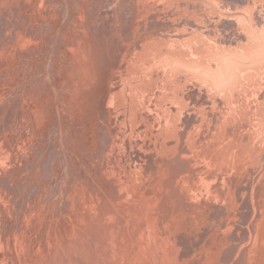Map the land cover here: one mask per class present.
<instances>
[{
    "label": "rangeland",
    "instance_id": "obj_1",
    "mask_svg": "<svg viewBox=\"0 0 264 264\" xmlns=\"http://www.w3.org/2000/svg\"><path fill=\"white\" fill-rule=\"evenodd\" d=\"M86 1L0 0V130L3 129L0 156L4 158L0 159V264H223V252L228 249L230 255L224 264H239V257L249 264L248 253H244L255 242L248 235L251 226L261 233L256 247L260 246L263 253L252 249L255 256L251 255L254 264H259L264 259V216H261L264 205L260 207L263 200L259 199L255 213L258 217L260 214L258 225L255 221L250 226L249 221L255 216L252 188L264 190V121L261 128H256L254 122L258 121L253 112L259 103L264 108V84L251 91L257 96V104L252 93L250 96L246 91L249 93L246 99L251 97L254 102L238 99L239 106L234 104L238 108L236 114L232 112L234 117L225 114L226 120L222 118L226 104L211 109L212 103L198 106L193 105L194 99H186L193 93L197 98L198 91L204 93L200 84L180 87L178 91L183 94L176 95L178 99L168 90L163 104L153 99L163 91L164 81L154 74L159 68L148 70L145 80H139L133 100L108 102L110 71L116 70L114 77L119 78L120 74L124 76L125 68L136 63H130L132 54H119L117 44H124L122 49L126 51L132 40L122 36L128 30L124 29L122 18L112 15L120 0ZM24 15L28 19L21 17ZM125 15L130 17L129 12ZM103 16L110 21L107 29L100 23ZM134 18L129 27L131 33H135ZM109 28L110 32L106 33ZM112 32L116 50L110 49L108 60L107 56L103 61L102 45H110L107 34ZM138 32L136 39L143 34ZM109 59L111 66L103 70ZM255 67L246 59L241 69ZM49 82L53 86L50 90ZM145 99L151 101H147L150 106L145 104ZM141 101L144 102L139 104ZM130 103L137 105L133 107ZM113 104L115 108L109 110ZM160 107L165 111L164 116ZM145 111L153 114L147 115ZM18 112L24 115L20 122L16 118ZM159 113L169 118L172 125L163 123L165 119ZM10 126L17 134L13 131L15 140L7 141L6 130ZM165 126L170 127V132ZM238 140L239 144H235ZM205 165L208 170L203 171ZM199 172L207 175V182L211 180V189L215 186L210 189L212 195L220 188L218 192H228L225 194L228 197L214 194L211 198L208 193L207 198L205 190L200 198L199 193L191 192V188L198 186L195 174ZM216 174H220L219 178ZM231 177L236 179L233 181ZM229 178L242 189L249 184L248 193L232 192V186L227 184V180L231 182ZM217 239L225 243L219 245L221 241ZM213 251L221 253L220 256Z\"/></svg>",
    "mask_w": 264,
    "mask_h": 264
},
{
    "label": "bare ground",
    "instance_id": "obj_2",
    "mask_svg": "<svg viewBox=\"0 0 264 264\" xmlns=\"http://www.w3.org/2000/svg\"><path fill=\"white\" fill-rule=\"evenodd\" d=\"M88 1V0H87ZM86 1V2H87ZM16 3V2H15ZM13 3V4H15ZM122 3V4H121ZM12 4V3H11ZM124 4V6H122ZM16 5V4H15ZM88 5V4H86ZM90 6V5H88ZM86 6V7H88ZM114 6V5H113ZM1 7V6H0ZM13 7V6H12ZM84 7V6H83ZM85 7V8H86ZM115 7V8H114ZM113 11H112V15L114 16L113 18H115L116 16H118L119 18H122V24L124 25V29H128L125 30L122 33L123 38L128 39L130 38V41L132 40V42L129 44L128 48L126 49V51H124V49H122L123 45L120 44L118 42V53L119 54H124V55H128V54H132L133 58H129L130 59V63H132V61H135L137 63V65L135 66V68L133 67V65H135L136 63H133V65H130L127 69L125 68V72H124V76H120L122 74H118L119 78H115L114 77V72L110 71L109 77H108V83L110 86H108V96L106 93H104L107 96V101H117L118 99L123 100V102L127 103L129 102L128 100H133L132 98L135 91H137L139 89L138 87V83L139 80L143 81L144 76L146 77V72L148 73L151 69L154 68H159L158 72L156 71L155 76H159L160 75V79L162 82V93L160 92L158 98H153V99H157L159 101L160 104H163V99L167 94L168 90H172L173 95L175 97H177L176 95L181 96L183 93L179 92L178 90L181 88L180 87H186L187 85L192 86V84H200V87L202 88L201 90H203L202 92H204L203 94L201 92L198 91V96L197 98L194 96H188L186 97L187 100H192L194 99V103L193 105H198L201 103L203 105V103H212L213 106L211 109L213 108H218L221 107L223 104L227 105V110L224 114H228L232 115L237 107H234V104L237 103L236 106L238 105V99L241 100V98L244 100L246 99L247 96L245 97L246 94L251 93L253 91H255V89H257L260 87V84H264V82H261L262 80H264V0H120L118 1L117 6H114ZM123 7V8H120ZM3 8V7H2ZM11 8V6H10ZM19 8V7H18ZM119 8V9H118ZM79 9V7H78ZM82 9V8H81ZM3 10V9H2ZM20 10V8H19ZM83 10V9H82ZM119 10V11H118ZM7 11V10H6ZM17 11V10H16ZM15 11V12H16ZM118 11V12H117ZM116 12V13H115ZM130 13V17L129 16H124V13ZM20 14V13H19ZM21 15V14H20ZM19 15V16H20ZM121 16V17H120ZM24 20L28 19L27 15L21 16ZM135 17V18H134ZM36 18V17H35ZM133 18L135 19V29L133 27L132 30H135V33L137 31L141 32L143 31V34H141V36H138L136 39V34L129 29L130 25H131V21L133 20ZM22 19V20H23ZM28 22V21H27ZM134 22V21H133ZM100 23H102V26L105 27L107 29V25L110 23V21L103 16V19L100 20ZM57 24V23H56ZM121 24V22H120ZM133 24V23H132ZM25 25V24H24ZM61 27V26H60ZM132 27V26H131ZM7 29V28H6ZM48 29V28H47ZM140 29H142L140 31ZM3 30V29H2ZM5 30V29H4ZM137 30V31H136ZM7 31V30H5ZM38 31V30H36ZM121 31V30H119ZM118 31V33H119ZM110 32V28L106 31V33ZM138 32V33H139ZM39 33V32H38ZM117 33V32H116ZM131 33V36H130ZM134 33V34H133ZM7 34V33H6ZM36 34V33H35ZM46 34V33H45ZM121 34V33H120ZM133 34V35H132ZM138 34V35H140ZM110 35V39L107 37L108 41L110 42V45H102V56L103 58H101V60H105L107 57V60L109 58V53H110V49L115 51L116 49L113 47V43H115L116 38L115 33L112 32V34H107ZM6 36V35H5ZM39 36L40 35L39 33ZM46 36V35H44ZM3 37V36H2ZM9 37V36H8ZM38 37V35L36 36ZM61 37V36H60ZM7 38V37H6ZM133 38V39H132ZM11 39V38H10ZM62 39V38H61ZM38 40V38H37ZM120 40V38H119ZM33 41H35V39H33ZM32 42V41H30ZM46 42V40H45ZM64 42V41H63ZM2 43V42H1ZM0 43V45H2ZM13 43V42H12ZM37 43V42H36ZM32 44V43H30ZM34 44V43H33ZM116 44V43H115ZM36 46V45H35ZM1 47V46H0ZM34 47V45H33ZM3 49V48H2ZM33 49V48H32ZM31 49V50H32ZM70 48L68 47V50ZM4 50V49H3ZM35 50V49H34ZM65 50V49H64ZM71 50V49H70ZM33 51V50H32ZM72 51V50H71ZM90 51L87 50V52ZM112 51V52H113ZM63 52V51H62ZM116 52V53H117ZM38 53V52H37ZM68 53V52H67ZM3 54V53H2ZM5 54V53H4ZM65 54V52H64ZM88 54L90 55V53L88 52ZM36 55V54H35ZM38 55V54H37ZM60 55V54H59ZM66 55V54H65ZM111 58L114 57L112 54L110 55ZM30 58V54L29 56H27ZM37 57V56H36ZM249 57V58H248ZM3 58V57H2ZM61 58V57H60ZM71 58V57H70ZM35 59V58H34ZM63 59V58H62ZM115 59V58H114ZM133 59V60H131ZM246 59L248 61V63L252 66H257L255 67L253 70L249 69V70H243L241 69L242 66L246 65ZM72 60V59H71ZM92 60V59H91ZM33 61V60H32ZM119 61V60H118ZM125 61V59H124ZM28 62V61H26ZM78 62H76L77 64ZM111 59H109V61L107 62V64H105V68L103 67V70L107 69L108 67L111 66ZM116 63H118L116 61ZM124 63V62H123ZM129 63V62H128ZM31 64V63H29ZM82 64V63H81ZM129 65V64H128ZM126 65V67L128 66ZM54 66V65H53ZM118 66V64H117ZM116 66V67H117ZM51 67V66H49ZM80 67V66H79ZM96 67V66H95ZM115 67V68H116ZM48 68V66L46 67ZM75 68V67H74ZM122 68V66H121ZM120 68V69H121ZM33 69V68H32ZM117 69V68H116ZM53 70V69H52ZM80 71V69H78ZM149 70V71H148ZM156 70V69H155ZM19 71V70H18ZM76 71V70H75ZM119 71H122L119 70ZM161 71V74H159ZM23 72V71H22ZM47 72V69H46ZM49 72V71H48ZM118 72V70H117ZM116 72V74H117ZM154 72V71H153ZM152 72V73H153ZM44 73V72H43ZM150 74V73H149ZM116 75V76H118ZM152 76H154L153 74H151ZM5 76V75H4ZM47 76V75H46ZM157 76V77H158ZM156 77V78H157ZM20 78V77H19ZM44 78V77H43ZM196 78H201L203 81L197 80ZM147 79V78H146ZM152 79V78H151ZM159 79V78H158ZM158 79H154V80H158ZM159 79V80H160ZM17 80V79H16ZM19 80V79H18ZM117 80V81H116ZM149 80V79H148ZM146 80V84L150 85V81ZM158 80V81H159ZM110 81V82H109ZM114 81H116L114 83ZM20 82V81H19ZM18 82V83H19ZM27 82V81H26ZM31 82V81H30ZM48 82V81H47ZM152 82V81H151ZM2 83V81H1ZM33 83V82H32ZM74 83V82H73ZM76 83V82H75ZM159 85V84H158ZM161 85V84H160ZM50 87L52 86V83L49 82L48 83V88L50 90ZM263 87V86H262ZM155 88V87H154ZM157 88V86H156ZM46 90V89H45ZM134 90V91H133ZM263 90V88H262ZM186 91V90H185ZM217 91V92H215ZM246 92L245 94L243 92ZM252 91V92H251ZM257 91V90H256ZM261 91V90H259ZM46 92V91H45ZM179 92V93H178ZM184 92V91H183ZM39 93V92H38ZM241 93H243V96L241 95ZM264 93V92H262ZM36 94V93H35ZM49 94V93H48ZM185 94V92H184ZM255 92L252 93V96L255 101H257V96ZM259 94V93H258ZM14 95V94H13ZM38 95V94H37ZM103 95V94H102ZM104 95V96H105ZM262 95V94H261ZM260 95V97L262 98V96ZM138 96V95H137ZM249 96V95H248ZM256 98H255V97ZM45 97V96H44ZM101 97V96H100ZM250 97V101L254 102V100L252 101V98ZM148 98V97H147ZM260 98V99H261ZM19 99V98H18ZM144 99V98H143ZM178 99V97H177ZM204 99V101H203ZM100 100V98H99ZM102 100V99H101ZM100 100V101H101ZM135 100V99H134ZM248 100V102H249ZM106 101V100H105ZM106 101V102H107ZM136 101V100H135ZM145 104H147L148 106L151 105V101L150 100H146L145 99ZM150 101V102H147ZM153 101V100H152ZM156 101V100H155ZM102 102V101H101ZM137 102V101H136ZM144 102V101H143ZM142 101L139 102V104L143 103ZM180 104L183 105V102L181 99H179ZM240 102V101H239ZM105 103V102H104ZM133 103V102H132ZM130 103V104H132ZM150 103V104H148ZM158 103V105H159ZM258 103V101L256 102V104ZM262 103H264V97L262 100ZM126 104V103H125ZM157 103L153 104L156 105ZM241 104V103H240ZM255 104V103H254ZM252 104V105H254ZM99 105V102H98ZM101 105V104H100ZM99 105V106H100ZM135 105H137V103H135L134 105L132 104L133 107H136ZM146 105V106H147ZM221 105V106H220ZM247 105V104H246ZM106 105H104L103 107L105 108ZM113 107H111L109 110H111L114 107V104L112 105ZM116 106V104H115ZM124 106V105H123ZM131 106V105H130ZM140 107L142 105H139ZM248 106V105H247ZM255 106V105H254ZM257 106V105H256ZM255 106V107H256ZM260 103L259 106H257L256 110L253 112H256V118L255 120L258 121V123L256 124L254 121V125H258L256 126V128L260 127L263 125V121H264V108L261 107L260 108ZM101 107V106H100ZM107 107L109 108V106L107 105ZM117 107V106H116ZM125 107V106H124ZM132 108V111L133 110ZM144 107V106H143ZM152 107V106H151ZM150 107V108H151ZM159 107V106H158ZM250 107V106H248ZM98 108V107H97ZM101 108V109H104ZM127 108V107H126ZM129 108V107H128ZM129 108V109H131ZM142 108V107H141ZM150 108L147 107V110H151ZM155 109L157 108L154 107ZM153 108V110L155 111V109ZM222 108V107H221ZM241 108V107H240ZM239 108V109H240ZM244 108V107H243ZM20 109V108H19ZM118 109V107H117ZM116 109V110H117ZM135 109V108H134ZM161 111L162 108L160 107ZM253 109V108H252ZM116 110H113L114 112ZM144 110V108L142 109V111ZM146 110V108H145ZM148 110V111H149ZM164 110H167V108H165ZM190 110V109H189ZM188 110V112H189ZM221 113H222V109ZM238 110V108H237ZM242 110V109H241ZM21 110H19L20 112ZM101 111V110H100ZM108 111V109H107ZM112 111V112H113ZM125 111V108H124ZM127 111V109H126ZM130 111V110H129ZM141 111V112H142ZM191 111V110H190ZM198 112V110H196ZM202 111V110H201ZM244 111V110H242ZM241 111V112H242ZM18 112V113H19ZM131 112V111H130ZM147 112V111H145ZM164 112L162 111L160 112L161 114L163 113L164 116ZM210 112V111H209ZM7 113V112H6ZM17 113V122H20L21 120H24L23 116H20L21 112L19 113L18 116ZM104 113V112H103ZM128 113V112H127ZM140 113V112H139ZM143 113V112H142ZM150 114H153L151 112H149ZM148 112L145 114H149ZM159 113V114H160ZM221 113H216L214 112L215 115L218 116H222ZM235 113V112H234ZM249 113V112H248ZM124 114V113H123ZM149 114V115H150ZM160 114V117H162ZM192 114V113H190ZM188 113V115H190ZM199 114V112H198ZM213 114V113H212ZM236 114V113H235ZM5 115V114H4ZM107 115H109L107 113ZM112 115V113H111ZM125 115V114H124ZM211 115V114H210ZM240 115V114H239ZM254 115V116H255ZM191 116V115H190ZM207 116V115H206ZM225 118L226 120V117ZM238 116V115H236ZM244 116V115H242ZM26 117V115H25ZM103 117V116H102ZM111 117V116H110ZM147 117V116H146ZM154 117H158L155 116ZM209 118V115L207 116ZM234 117V114H233ZM251 117V116H250ZM152 118V117H151ZM159 118V117H158ZM163 118V117H162ZM212 118V117H211ZM221 118V117H220ZM232 118V116H231ZM247 118V117H246ZM4 119V118H3ZM148 119V118H147ZM165 118H163L164 120ZM210 119V118H209ZM213 119V118H212ZM218 119V118H217ZM230 119V118H229ZM248 121L250 120L249 118H247ZM121 120V119H120ZM194 120V119H193ZM211 120V119H210ZM220 120V119H219ZM224 120V121H225ZM233 120V119H232ZM237 120V119H236ZM117 121V120H116ZM162 121V120H161ZM160 121V122H161ZM190 121V120H189ZM188 121V123H189ZM222 121V120H220ZM222 121V122H224ZM242 121V120H241ZM3 122V121H2ZM119 124H122V122L120 123V121H118ZM163 122V121H162ZM175 122V121H173ZM193 122V121H192ZM221 122V123H222ZM244 122V121H243ZM251 122V121H250ZM98 125L99 123L96 122ZM159 123V122H158ZM167 126H171V122L170 119H165V122ZM201 123V121H200ZM23 124V123H22ZM171 124V125H170ZM175 123H173L172 129H174L175 131ZM192 124V123H191ZM202 124V123H201ZM201 124H199L198 126H201ZM63 125V124H62ZM193 125V124H192ZM203 125V124H202ZM216 125V123H215ZM219 125V123H218ZM244 125V124H243ZM260 125V126H259ZM167 126H165L167 128V130L170 128H168ZM197 126V128H198ZM213 126V125H212ZM237 126V125H236ZM253 126V124H252ZM264 126V125H263ZM110 127V126H109ZM174 127V128H173ZM191 127V126H190ZM204 127V126H203ZM225 127V126H224ZM228 127V126H226ZM242 129V126H240ZM255 127V126H254ZM3 128V127H1ZM116 128V127H115ZM188 128V127H187ZM202 128V126L200 127ZM214 128H216L214 126ZM218 128V127H217ZM252 128V127H250ZM165 129V128H164ZM190 129V128H188ZM187 129V131H188ZM192 129V128H191ZM199 129V128H198ZM225 129V128H224ZM30 130V129H29ZM29 130H27V132H29ZM113 130V129H112ZM116 130V129H115ZM113 130V132L115 131ZM165 129V131H167ZM221 130V129H220ZM218 130V132L220 131ZM233 130V129H232ZM263 130V129H261ZM261 130L258 132H261ZM15 131L17 134V131L14 130L12 128V126H10L9 128H7L6 132L8 133L7 136V141L8 138L11 140H15L14 136L12 132ZM190 131V130H189ZM223 131V130H222ZM220 131V133L222 132ZM3 132V129L0 130V134ZM31 132V131H30ZM105 132V131H104ZM109 132V131H108ZM116 132V131H115ZM168 132H170L168 130ZM184 132V131H183ZM200 132V130L198 131V133ZM240 132V131H239ZM14 133V132H13ZM172 133L173 130H172ZM191 133V132H190ZM188 132V135L190 134ZM197 133V134H198ZM201 133V132H200ZM209 133V132H208ZM253 133H255L253 131ZM110 134V133H108ZM114 134V133H113ZM116 134V133H115ZM114 134V135H115ZM122 134V133H121ZM187 134V132H186ZM204 134V133H203ZM230 134V133H229ZM234 134V133H233ZM236 134V133H235ZM240 134V133H239ZM13 135V136H12ZM123 135V134H122ZM183 135V134H182ZM108 136V135H107ZM113 136V135H112ZM187 136V135H186ZM190 136V135H189ZM189 141L190 142V137ZM192 136V134H191ZM199 136V134L197 135ZM205 136V135H204ZM211 136V135H210ZM230 136V135H229ZM255 136V135H254ZM16 137V136H15ZM184 137V136H183ZM232 137V136H231ZM264 137V135H263ZM121 138V137H120ZM213 138V137H212ZM236 138V137H235ZM234 138V139H235ZM238 138V137H237ZM241 138V137H240ZM239 138V139H240ZM256 138V137H255ZM111 139V138H110ZM187 139V137H186ZM193 138L191 137V140ZM196 139V138H195ZM206 139V137H205ZM223 139V138H222ZM227 139V137H226ZM113 140V139H112ZM120 140V139H119ZM118 140V141H119ZM207 140V139H206ZM208 140H210V138H208ZM237 140V139H235ZM111 141V140H110ZM187 141V140H186ZM198 141V140H197ZM205 141V140H204ZM212 141V140H211ZM210 141V142H211ZM230 141V140H229ZM241 141V139H240ZM18 142V141H17ZM115 142L116 139H115ZM207 142V141H205ZM213 142V141H212ZM226 141H223V143ZM109 143V142H107ZM111 143V142H110ZM199 143V141H198ZM208 143V142H207ZM206 143V144H207ZM239 144V140L238 142H235V144ZM247 143V142H246ZM6 144V143H5ZM124 144V143H123ZM193 144V143H192ZM220 144V141H219ZM228 145V143H226ZM233 144V145H235ZM13 145V143H12ZM11 145V146H12ZM114 145V144H113ZM203 145V144H202ZM232 145V144H231ZM241 145H243L241 143ZM239 145V147L241 146ZM190 146V145H189ZM221 146V145H220ZM219 146V147H220ZM223 146V145H222ZM111 147V146H110ZM200 147V146H199ZM217 147V146H216ZM218 147V148H219ZM236 147V146H234ZM231 147V148H234ZM253 147V146H252ZM6 149V148H5ZM201 149V148H200ZM213 149V148H212ZM222 149V148H221ZM227 149V148H226ZM239 149V148H237ZM236 149V151H237ZM9 150V149H7ZM208 150V149H207ZM234 150V149H233ZM253 150V149H252ZM205 151V150H204ZM242 151V150H241ZM264 151V150H263ZM6 152V151H5ZM201 152V151H200ZM235 152V151H234ZM233 152V153H234ZM243 152V151H242ZM5 154V153H4ZM198 154V153H197ZM196 154V155H197ZM235 154V153H234ZM241 153H239L238 155H240ZM262 154V153H261ZM14 155V154H13ZM204 156V154L202 155ZM262 156V155H260ZM197 157V156H196ZM205 157V156H204ZM202 157V158H204ZM207 157V156H206ZM6 158V156H5ZM9 158V157H7ZM200 158V157H199ZM201 158V159H202ZM1 159V156H0ZM4 158H2L1 160L3 161ZM205 159V158H204ZM200 160V159H199ZM201 161V160H200ZM204 161V160H203ZM117 162V161H116ZM202 162V161H201ZM204 162H208L205 161ZM203 162V163H204ZM233 162V161H232ZM1 163V161H0ZM4 164V162H2ZM2 164V165H3ZM206 164V163H205ZM209 164V162H208ZM207 164V165H208ZM6 165V164H4ZM203 165V164H202ZM207 165H205V170L206 171L208 169ZM201 166V165H200ZM209 166V165H208ZM212 167V166H211ZM210 167V169H211ZM119 168V167H118ZM204 168V167H202ZM209 168V167H208ZM256 169V168H255ZM253 169V170H255ZM212 170V169H211ZM209 170V171H211ZM252 170V168H251ZM197 171V170H196ZM258 171V170H256ZM213 172V171H212ZM255 172V171H254ZM259 172V171H258ZM206 173V172H205ZM260 173V172H259ZM208 174V173H207ZM257 174V172L255 173ZM196 177H198L196 179L198 186H195L193 189L191 188V192H196L197 194L199 193L198 196L202 195L203 196V192H205L206 190V194L204 195H210V193L212 192V189L210 187V181L208 180V182L205 180V177H207V175H205L203 172H199L197 174ZM212 176H214L213 174H210ZM220 175V174H219ZM218 175V176H219ZM217 176V174H216ZM217 176V177H218ZM211 177V176H210ZM215 177V176H214ZM221 177V176H220ZM233 177V176H232ZM231 177V178H232ZM7 178V177H6ZM9 178V177H8ZM209 178V176H208ZM212 178V177H211ZM216 178V177H215ZM213 178V179H215ZM219 178V177H218ZM207 179V178H206ZM217 179V178H216ZM221 179L224 180L223 177H221ZM230 179V178H229ZM233 179V178H232ZM232 179H230L231 182H229L227 180V184H229L230 186H232V192L236 193H240V192H244V193H248L249 190V186L246 184V187L244 189H242L240 187V184L234 183L232 182ZM236 179V177L234 178ZM233 179V181H234ZM3 180V179H2ZM220 180V179H218ZM222 180V181H223ZM206 181V183H205ZM215 181V180H214ZM226 181V180H225ZM236 181V180H235ZM217 182V181H216ZM220 184L223 185L224 182H219ZM195 184V185H197ZM203 184V187H202ZM201 185V186H199ZM206 187H205V186ZM214 185V183H213ZM218 185V183H217ZM216 185V186H217ZM188 187V185H187ZM190 187V186H189ZM201 190H200V189ZM31 189V188H30ZM184 189L185 186H184ZM190 189V188H188ZM211 189V190H210ZM220 189V188H218ZM214 191L213 195L211 193V198L213 196L214 198V194L216 196V194L219 196L228 195L227 192V188L225 189V192L222 194L223 192H218ZM188 191V190H187ZM202 191V192H200ZM211 191V192H210ZM19 192V191H18ZM190 193V190L188 191ZM232 192L229 191V195L231 193L230 196H232ZM30 194V193H29ZM222 194V195H221ZM192 196L194 194H191ZM196 195V194H195ZM194 195V196H195ZM209 195L207 196V198L209 197ZM227 195H225V197H228ZM34 196V195H33ZM32 196V197H33ZM196 196L195 198L197 199ZM202 196H200V198H202ZM237 196V195H236ZM234 196V198L236 197ZM206 197V196H205ZM223 197V196H222ZM224 197V198H225ZM20 198V197H19ZM18 198V199H19ZM231 198V197H230ZM233 198V196H232ZM238 198V196H237ZM27 199V198H26ZM236 199V198H235ZM233 199V200H235ZM239 199V198H238ZM259 199L263 200L262 203H264V190L258 188L256 186V188H252V208L254 209V215L252 216V220L249 221L250 226L253 225V223L256 221L257 223V218L259 219V217L257 216L256 211L259 209ZM20 200V199H19ZM258 200V201H257ZM30 201V200H29ZM32 201V200H31ZM236 201V200H235ZM19 202V201H18ZM27 202V201H26ZM2 203V202H0ZM21 203V202H20ZM30 203V202H29ZM260 204L264 205V204ZM25 204V202H24ZM23 204V205H24ZM31 204V203H30ZM17 206V205H16ZM27 206V205H26ZM28 207V206H27ZM257 207V209L255 208ZM14 208V207H13ZM17 208V207H15ZM263 208V207H262ZM261 208V209H262ZM19 210V208H18ZM263 211V210H262ZM259 212V211H258ZM1 213V212H0ZM260 213V212H259ZM16 214V212H15ZM2 215V214H0ZM247 216V215H246ZM261 216H264V214ZM12 217V216H11ZM15 217V215H14ZM248 217V216H247ZM246 217V218H247ZM2 218V217H1ZM12 219V218H11ZM264 219V217H262V220ZM261 220V219H260ZM248 222V223H249ZM261 222V221H260ZM264 222V221H263ZM262 223V222H261ZM258 225V223H257ZM262 225V224H261ZM249 226V227H250ZM252 227V226H251ZM251 227L248 229V235L250 240L252 239L255 240L254 244L252 245L251 243V248L249 250H247V252L244 253L247 254L248 253V258H249V264H254V262L251 260L252 256H255V253L253 252V250H258L259 252L263 253V250H260V246L257 249L256 245H257V241L261 236V233L259 231H255L254 227L251 229ZM1 230V229H0ZM115 231V230H114ZM262 231V229H261ZM263 234V233H262ZM2 235V233H1ZM264 235V234H263ZM262 235V237H264ZM254 236V237H253ZM1 238V237H0ZM221 238V237H219ZM223 238V237H222ZM218 240V239H217ZM216 240V241H217ZM210 241V240H209ZM221 241L219 245L224 244L225 242H223L222 240H218ZM260 241V240H259ZM211 243H213L211 241ZM227 243V242H226ZM261 243V242H260ZM259 243V244H260ZM209 244V243H208ZM206 245V244H205ZM203 246V245H202ZM211 246V245H210ZM206 247V246H205ZM214 247V246H213ZM218 247V246H217ZM215 245V249L217 248ZM256 247V248H254ZM262 247V246H261ZM220 248V246H219ZM214 248H212L213 250ZM253 249V250H252ZM262 249V248H261ZM217 250V249H216ZM219 250V249H218ZM220 251V250H219ZM231 250H225L223 253L224 255L222 256V262L223 264L225 263L226 259H228V253ZM214 252V251H213ZM253 252V253H252ZM257 253V251H256ZM218 253L214 255H217ZM221 254V253H219ZM218 254V256H220ZM259 253H257L258 255ZM230 255V253H229ZM260 255V254H259ZM264 255V254H263ZM228 257V258H227ZM219 258V257H218ZM217 259V257H216ZM261 259H263L261 257ZM239 260V264H244L243 260H241V258H238ZM264 260V259H263ZM263 260H260L261 262ZM218 261V260H217ZM257 261V259L255 260ZM260 262V263H261ZM259 263V262H258ZM259 263V264H260ZM264 263V262H262Z\"/></svg>",
    "mask_w": 264,
    "mask_h": 264
}]
</instances>
